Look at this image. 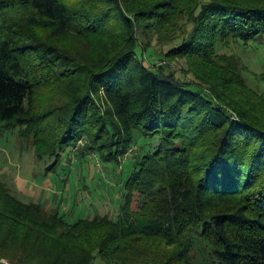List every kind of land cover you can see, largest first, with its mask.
Listing matches in <instances>:
<instances>
[{
  "label": "trees",
  "instance_id": "16d2710c",
  "mask_svg": "<svg viewBox=\"0 0 264 264\" xmlns=\"http://www.w3.org/2000/svg\"><path fill=\"white\" fill-rule=\"evenodd\" d=\"M258 39L264 0H0V130L128 171L74 223L0 177V264H264Z\"/></svg>",
  "mask_w": 264,
  "mask_h": 264
},
{
  "label": "rangeland",
  "instance_id": "374dc122",
  "mask_svg": "<svg viewBox=\"0 0 264 264\" xmlns=\"http://www.w3.org/2000/svg\"><path fill=\"white\" fill-rule=\"evenodd\" d=\"M232 48L246 69L248 84L264 94V80L259 77L264 76V39ZM78 154H70L71 163L65 154L58 164L51 157L39 160L30 137L22 138L17 130H0V177L21 201L38 203L45 214L58 213L69 223L113 215L123 200L127 168L115 170V180L95 158L83 160Z\"/></svg>",
  "mask_w": 264,
  "mask_h": 264
}]
</instances>
